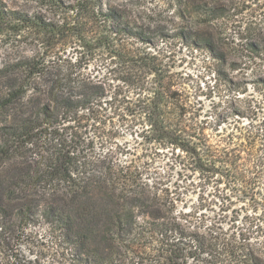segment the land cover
<instances>
[{"label":"trees","instance_id":"obj_1","mask_svg":"<svg viewBox=\"0 0 264 264\" xmlns=\"http://www.w3.org/2000/svg\"><path fill=\"white\" fill-rule=\"evenodd\" d=\"M25 1L34 9L0 0L1 25L36 33L31 56L0 68V264H264L262 224L255 237L254 223L244 228L237 219L207 222L178 212L127 147L101 136L96 147L97 126L86 136L87 122L96 125L107 106L140 107L151 132L193 156L227 193L259 194L263 162L232 134L218 131L215 143L189 125L167 56L150 52L163 29L154 32L121 1ZM164 3L174 35L206 53L216 84L239 99L244 92L230 72L264 63V0ZM97 57L104 76L90 69ZM111 80L121 85L109 97ZM27 235L44 244L20 252L14 244Z\"/></svg>","mask_w":264,"mask_h":264},{"label":"rangeland","instance_id":"obj_2","mask_svg":"<svg viewBox=\"0 0 264 264\" xmlns=\"http://www.w3.org/2000/svg\"><path fill=\"white\" fill-rule=\"evenodd\" d=\"M4 1L8 7L24 11L35 7L25 0ZM113 1L130 4L136 14L143 18L142 21L152 26L154 32L163 29V35L152 37L150 52H160L167 56L164 61L168 62L173 90L180 96L183 114L189 125L203 128L215 143L219 139L218 131L232 134L234 142L242 143L243 150L250 153L257 164H260L259 161L264 163V85L255 82L259 78L264 79V63L261 67L252 66L241 72H230L234 83H240L244 92L237 96L239 99H234L235 92L230 93L223 82L216 84L209 56L204 52L190 50L174 35L171 29L173 23L169 22L172 13L165 11V0ZM173 22H177V19ZM35 37L36 33L32 28L0 24V68L4 64L31 56ZM104 66V61L97 57L91 62L90 69L99 73V76H104ZM1 82L2 80L0 91L4 88ZM109 83L110 97L115 87L121 84L117 80ZM123 91L128 90L123 88ZM106 109L108 110L102 112L96 125L92 120L87 122L86 130L90 134L86 136H93L91 133H94L96 126L100 132V135L95 132L98 136L94 144L96 147L101 142L100 136L107 139L109 145L121 144V147H127L128 158L135 161L150 184L156 185L167 200L173 201L178 212L190 213L198 219L202 217L207 222L222 220L226 224L230 219H237L244 228L249 227V223H254L251 230L254 232L253 236H262L260 232H256V224L259 222L264 227V185H261L259 194L251 199V193L246 198L232 196L227 193L222 182L216 181L218 177L197 169V160L193 156L151 132L148 125L145 126L140 119L143 116L140 107L121 104L112 109L107 106ZM3 120L0 117V122ZM219 123L223 125L217 127ZM65 132L69 134L71 130L67 129ZM260 182L264 184V171ZM225 194H229V201L223 199ZM36 244L44 243L27 235V239L14 246L20 252L28 254L29 250L34 251L33 245Z\"/></svg>","mask_w":264,"mask_h":264}]
</instances>
